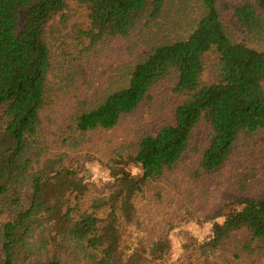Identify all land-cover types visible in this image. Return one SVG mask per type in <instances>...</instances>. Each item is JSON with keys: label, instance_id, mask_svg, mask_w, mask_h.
Segmentation results:
<instances>
[{"label": "trees", "instance_id": "obj_1", "mask_svg": "<svg viewBox=\"0 0 264 264\" xmlns=\"http://www.w3.org/2000/svg\"><path fill=\"white\" fill-rule=\"evenodd\" d=\"M0 264H264V0H0Z\"/></svg>", "mask_w": 264, "mask_h": 264}, {"label": "rangeland", "instance_id": "obj_2", "mask_svg": "<svg viewBox=\"0 0 264 264\" xmlns=\"http://www.w3.org/2000/svg\"><path fill=\"white\" fill-rule=\"evenodd\" d=\"M238 150H237V154H239V155H240L241 152L244 151V156L243 157L250 156L251 154L254 153L253 151L249 152V150H242L241 152H238ZM243 157L238 156L234 160L238 163V162H240V160ZM93 180H94V183L97 185L98 188H100V189L104 188V184L106 182L105 178L100 177V178H94ZM260 182H261V179H258L257 181H254L255 184H253V185H257ZM178 243H179L178 242V234L175 232L174 237L172 238L173 256H171V258H170V260L172 262H173V259H176V258L179 259L180 255H181V253H180L181 252L180 251V245Z\"/></svg>", "mask_w": 264, "mask_h": 264}]
</instances>
